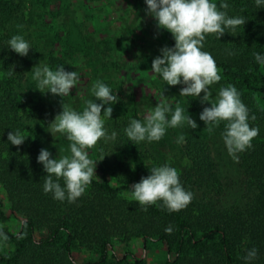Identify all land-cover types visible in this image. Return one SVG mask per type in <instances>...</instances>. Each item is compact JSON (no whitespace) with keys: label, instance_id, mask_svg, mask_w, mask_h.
<instances>
[{"label":"trees","instance_id":"16d2710c","mask_svg":"<svg viewBox=\"0 0 264 264\" xmlns=\"http://www.w3.org/2000/svg\"><path fill=\"white\" fill-rule=\"evenodd\" d=\"M213 2L218 7L226 2L228 16L246 19L236 29V35L229 29L220 39L207 35L203 46L241 94L249 110L250 126L259 128L252 148L238 153L242 171L238 183L242 191L234 196L228 192L227 178L231 180L232 175L224 174L214 155L213 132L184 125L175 131L178 136H185L180 147L188 164L178 173L185 190L193 193V199L182 210L169 212L158 203L144 211L138 202L122 199L121 192L131 191L132 186L126 164H120L119 170L114 171L120 175L118 184L104 174L106 170L101 164L102 180L92 177V183L75 202L54 199L52 193L43 191L47 173L37 161L49 134L48 124L42 122L43 101L37 103L33 95L15 91L9 81L0 77V183L13 203L22 202L28 207L18 232L0 230L15 244L13 252L0 253V264H145L129 253L121 256L114 249L115 238L133 236H142L146 243L152 239L163 241L169 254L163 264H249L242 257L253 247L258 255L251 264H264V110L253 101L264 97V64L258 63L253 55L264 56V7L257 8L255 0ZM24 7L25 0H0V30ZM7 42L8 36L0 33V72L16 58ZM174 44L172 36L171 46ZM127 101L128 110L117 113L113 109L107 133L110 136L115 132L116 138L102 140L99 155L116 150L136 153L137 143L129 140L124 129L131 119L141 118L134 95L130 94ZM210 106L209 102H192L189 109L200 119L203 108ZM252 115L256 117L254 121ZM224 125L221 122L215 128L221 135ZM17 129L26 137L20 146L8 141V133ZM60 183L63 186V180ZM0 214L5 215L2 210ZM168 227L170 234L165 231ZM82 247L97 256L78 261L74 250ZM173 252L174 257L170 256Z\"/></svg>","mask_w":264,"mask_h":264},{"label":"rangeland","instance_id":"374dc122","mask_svg":"<svg viewBox=\"0 0 264 264\" xmlns=\"http://www.w3.org/2000/svg\"><path fill=\"white\" fill-rule=\"evenodd\" d=\"M146 9L145 0H25L23 12L7 23L0 33L7 35L8 40L11 36L20 34L32 48L27 56L14 51L15 62L6 70H1L0 77L9 81L15 91L33 95L35 101L38 100L37 103L40 99V102L43 101L45 114L43 113L42 122L48 124L49 130L50 123L62 111L63 102L76 111H82L86 100L95 99L91 88L97 80L107 84L113 94L118 96V101L111 105L117 113L129 109L127 100L133 94L141 121L158 102L166 100L173 109L179 103L185 109V115L194 119L198 127L206 129L205 123L189 109L192 102H201L203 92L200 97H182L180 89L184 85L170 86L158 74L153 73L152 60L161 55L162 47H172V35L158 28L156 19L148 15ZM53 56L58 59L52 60ZM38 64L47 65L53 70L57 68L56 64H61L67 71H76L79 80L64 98L53 95L50 91L42 93L36 89V81L32 78L33 69ZM11 69L15 73L8 76L7 72ZM219 75L221 80L210 86L213 100L221 87L234 85L223 76L221 70ZM253 101L264 110V97ZM95 102L102 103L98 99ZM108 106L105 104L104 108ZM102 118L107 130L109 118ZM175 130L177 129L167 128L159 141L137 143L135 154L116 150L99 155L102 140L107 141L101 139L94 148L87 150L89 158L97 161L96 175L93 177L102 180L105 174L114 184H118L120 175L114 171L119 170L120 164H126L133 185L140 175H150V169L154 166L168 164L177 171L182 170L188 164V159L183 155L180 143H177L179 136ZM213 134L211 143L214 155L224 174L228 172L232 175L231 180H235L233 182L227 178L228 192H232L231 195L234 196L242 191L238 183L242 175L239 160L234 161L228 154L222 135L215 128ZM69 144L66 135L52 134L49 131L45 149L55 156L70 154ZM60 149L65 151L62 153ZM101 164L106 170L104 174ZM130 194L131 191L123 190L120 197L134 201ZM27 208L22 202L13 203L0 183V210L5 214L4 217L0 214V230L18 232ZM14 249L15 244L0 232V253H11ZM114 249L121 256L129 253L130 257L142 259L145 264H163L169 256L163 241L152 239L146 243L142 236L115 238ZM74 255L78 261L97 256L85 247L76 248ZM170 256L174 257L175 253Z\"/></svg>","mask_w":264,"mask_h":264},{"label":"clouds","instance_id":"9594fccd","mask_svg":"<svg viewBox=\"0 0 264 264\" xmlns=\"http://www.w3.org/2000/svg\"><path fill=\"white\" fill-rule=\"evenodd\" d=\"M148 15L153 16L158 28L169 31L174 37L173 47L164 46L160 49L161 55L152 60L151 69L170 86L184 85L180 89L182 97H201V103L209 102L210 107H204L200 113V120L206 125L211 134L213 129L225 122L222 138L228 154L236 162L238 153L252 148V140L258 136L259 128L249 124V110L242 102L241 94L234 85L221 87L212 99L210 86L221 80L218 68L212 55L203 50L207 35H215L220 39L226 29L236 35V29L246 23L243 16L230 17L227 14L229 5L220 3L219 7L213 0H145ZM257 8L264 7V0H255ZM223 9V10H221ZM8 47L21 56H27L30 48L28 41L20 34L11 36ZM254 59L264 64V56L254 53ZM15 72L11 69L8 76ZM33 80L36 89L42 93L51 92L61 97L68 96L70 90L76 86L79 75L76 71H67L63 65L55 70L47 65L39 64L33 69ZM91 93L95 99L85 101L82 111H76L66 103H62V111L50 123V132L62 133L70 141V154L52 158L47 149H41L37 157L38 163L43 165L45 176L43 191L52 193L53 198L68 202H75L81 197L96 175V163L89 158L87 149L94 148L101 140H115L116 133L109 136L104 127L102 117L112 118V104L118 101V96L112 89L100 80L93 83ZM109 105L104 108V105ZM103 109V114L101 111ZM185 109L176 103L174 109L166 100L156 104L140 119H131L124 129L130 141H159L166 133L167 128H177L187 125L191 129L198 127L196 121L185 115ZM170 115V119H169ZM254 121L255 115L251 116ZM25 136L19 129L8 133V141L20 146ZM185 142L181 134L177 143ZM134 143V144H135ZM60 149V152H64ZM104 156L100 159L102 160ZM151 174L141 177L140 181L131 186V200L139 203L142 210L147 206L159 205L169 212L180 211L193 199V193L185 190L180 182L176 168L164 164L150 169ZM55 177V179L53 178ZM63 180V186L60 183ZM171 233V227L165 229ZM258 250L253 247L246 250L243 260L251 264L257 258Z\"/></svg>","mask_w":264,"mask_h":264}]
</instances>
